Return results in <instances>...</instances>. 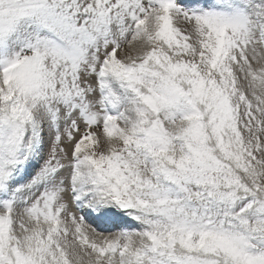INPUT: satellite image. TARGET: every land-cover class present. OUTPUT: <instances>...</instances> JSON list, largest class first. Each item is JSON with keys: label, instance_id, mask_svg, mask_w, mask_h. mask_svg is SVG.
<instances>
[{"label": "snow or ice", "instance_id": "obj_1", "mask_svg": "<svg viewBox=\"0 0 264 264\" xmlns=\"http://www.w3.org/2000/svg\"><path fill=\"white\" fill-rule=\"evenodd\" d=\"M0 264H264V0H0Z\"/></svg>", "mask_w": 264, "mask_h": 264}]
</instances>
